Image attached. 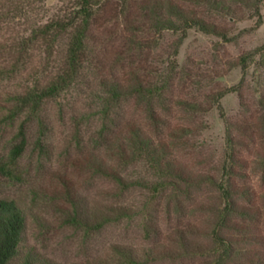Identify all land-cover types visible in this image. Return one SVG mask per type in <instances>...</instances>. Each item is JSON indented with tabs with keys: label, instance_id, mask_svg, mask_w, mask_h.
Masks as SVG:
<instances>
[{
	"label": "rangeland",
	"instance_id": "obj_1",
	"mask_svg": "<svg viewBox=\"0 0 264 264\" xmlns=\"http://www.w3.org/2000/svg\"><path fill=\"white\" fill-rule=\"evenodd\" d=\"M61 1L45 0L46 15ZM172 1L224 27L232 40L224 42L192 28L174 56L180 35L167 31L158 48L120 60L116 55L120 42L103 38L100 67L87 71L56 100L47 101L42 123L27 119L26 113L16 114L14 108L20 94L44 83L49 74L39 53L30 60L18 58L14 44L21 30L17 26H0V198L15 201L24 215L18 254L10 264H101L113 257L115 246L131 249L146 264H207L210 256L169 257L163 251L172 246L179 231L201 243L210 242L214 213L224 207L216 182L225 178L223 167L228 163L227 125L242 142L235 159L247 163L235 164L234 181L251 186L258 195L264 192V173L256 162L264 139L254 134L256 128L248 132L252 136L242 130L258 123L264 72L256 67L259 56L249 62L245 75L239 65L241 57L264 45V0L259 3V25L257 18H249L252 9L242 0H224L235 18L222 17L193 1ZM172 66L163 104H154L162 124L153 122L145 101L134 96L113 103L104 113L108 97L104 81L129 83L133 73L146 84L155 80L156 71ZM131 129L165 141L167 158L199 183L187 187L179 182L176 189L167 184L154 192L152 185L161 179L145 161L131 159L127 145ZM21 136L26 139L25 150L13 161L11 151ZM100 165L131 184L127 189L119 186L99 171ZM258 195L256 201L262 204ZM110 206L126 207L132 216L90 232L73 221L78 207L106 212ZM262 221L258 233L264 237ZM247 246L264 250L263 245ZM150 255L156 259H147Z\"/></svg>",
	"mask_w": 264,
	"mask_h": 264
},
{
	"label": "trees",
	"instance_id": "obj_2",
	"mask_svg": "<svg viewBox=\"0 0 264 264\" xmlns=\"http://www.w3.org/2000/svg\"><path fill=\"white\" fill-rule=\"evenodd\" d=\"M189 1L197 5L203 4L211 12L220 13L222 17L235 18L224 0ZM243 1L247 9H252L249 18L255 17L257 25L261 24L259 3L262 0L253 3L246 0L241 2ZM44 3L45 0H0V26L14 25L21 30L19 36L17 33L14 44L18 58L30 60L35 52L39 53L44 63V72L49 74L48 80L44 83H36L20 94L14 108L16 114L26 113L27 119L36 118L41 123V111L47 101L56 100L77 85L87 71L100 67L99 52L103 38L112 44L120 42L116 48V55L120 60L132 58L145 49L158 48L163 34L167 31L180 35L175 44L174 56L187 32L192 28L203 34L218 37L224 42L232 40L224 27L172 0H62L59 8L49 16L46 15ZM95 31L104 33L105 37L96 35ZM256 56H259L257 70L264 72L263 45L240 58L239 65L243 75L247 72L249 62ZM173 72V66L167 71H156L155 80H148L146 84L138 81L133 73H130L133 77L129 83H122L116 79L111 82L104 81L108 93L104 113L108 114L113 103L124 97L134 96L145 101L152 121L162 124L154 104H163ZM235 90L238 92V89H232ZM258 105L261 110L258 123L255 126L242 127V130L250 134L248 132H255L256 128L258 131L254 134L264 139V93L259 94ZM237 130L242 131L240 128ZM225 131L228 158L227 165L223 167L225 178H221L219 182L214 181L217 183L214 184L218 187L224 207L214 213L213 228L208 233L210 242L201 243L188 238L186 232L179 231L177 238L173 239L172 246L163 253L169 257L210 256L211 261L207 264H264V250L247 246H264V237L258 233L261 230L259 228L261 219H264L261 218L264 217V192L258 195L251 186L239 185L234 181L235 164L245 166L247 163L235 159L237 147L242 145V142L234 135L233 126L227 125ZM127 141L131 159H142L160 177L161 181L152 185L154 192L164 189L167 184H172V187L174 185L176 189L180 185L179 182L185 183L187 187L199 183L198 179L196 180V177L185 168L167 158L165 141H155L139 129H131ZM25 145L26 139L21 136L20 142L11 151L13 161L21 156ZM260 154L256 162L264 173V147ZM99 168L103 175L116 181L119 186L127 189V184H131L123 181L113 170L102 165ZM209 179L213 180L210 177ZM256 194L262 204L257 203ZM239 198H244L245 202L238 203ZM131 216L130 210L122 206H110L106 212H100L95 208L83 211L78 207L74 211L73 221L90 232ZM23 228L24 215L19 205L13 200L0 198V264H10L18 254ZM225 231L237 232V235L232 236ZM113 253L112 258L104 260L101 264H146L127 247L115 246ZM148 257L149 260L156 259L154 255Z\"/></svg>",
	"mask_w": 264,
	"mask_h": 264
}]
</instances>
